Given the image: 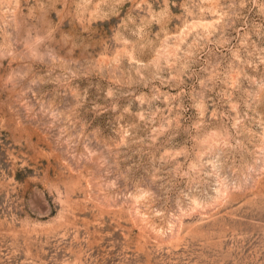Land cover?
<instances>
[{
  "label": "rangeland",
  "instance_id": "rangeland-1",
  "mask_svg": "<svg viewBox=\"0 0 264 264\" xmlns=\"http://www.w3.org/2000/svg\"><path fill=\"white\" fill-rule=\"evenodd\" d=\"M0 264H264V0H0Z\"/></svg>",
  "mask_w": 264,
  "mask_h": 264
}]
</instances>
